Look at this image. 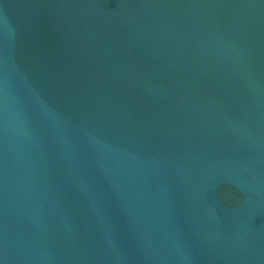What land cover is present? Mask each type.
<instances>
[{
  "label": "water",
  "instance_id": "95a60500",
  "mask_svg": "<svg viewBox=\"0 0 264 264\" xmlns=\"http://www.w3.org/2000/svg\"><path fill=\"white\" fill-rule=\"evenodd\" d=\"M0 264H264V0H0Z\"/></svg>",
  "mask_w": 264,
  "mask_h": 264
}]
</instances>
